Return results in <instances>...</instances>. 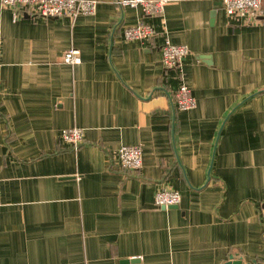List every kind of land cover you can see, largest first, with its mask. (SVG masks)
Returning a JSON list of instances; mask_svg holds the SVG:
<instances>
[{"label":"crops","instance_id":"0c3cea01","mask_svg":"<svg viewBox=\"0 0 264 264\" xmlns=\"http://www.w3.org/2000/svg\"><path fill=\"white\" fill-rule=\"evenodd\" d=\"M96 1L19 21L0 4V264H264V20L181 0L129 42L140 7ZM165 41L189 50V111L168 99ZM69 48L79 64L62 63ZM71 127L77 150L59 138ZM122 145L141 147L138 171L119 167ZM163 188L180 202L155 207Z\"/></svg>","mask_w":264,"mask_h":264},{"label":"built area","instance_id":"2783aa9c","mask_svg":"<svg viewBox=\"0 0 264 264\" xmlns=\"http://www.w3.org/2000/svg\"><path fill=\"white\" fill-rule=\"evenodd\" d=\"M181 0H116L115 5L120 11L125 8L140 7L143 18L135 26L125 27L123 35L125 41H149L156 35L154 29L144 22L146 18L159 16L170 3ZM263 0H221L220 7L231 21L241 26L257 25L264 20ZM2 8L13 12L14 21L19 19H58L92 16L95 14L98 2L96 0H0ZM2 37L0 32V53ZM162 52V68L165 71H175L178 86L171 90L168 99L179 111H189L196 107V102L190 89L184 84V74L180 65L188 56L189 50L185 45L172 44L165 41L160 47ZM1 61V55H0ZM81 61V54L75 48L67 49L62 56V63L77 65ZM60 140L73 150H77L84 142V130L71 127L61 130ZM116 161L120 168L138 171L142 165V150L138 146L122 145L116 152ZM180 202V194L176 190L160 189L154 197L155 207H172Z\"/></svg>","mask_w":264,"mask_h":264},{"label":"water","instance_id":"95a60500","mask_svg":"<svg viewBox=\"0 0 264 264\" xmlns=\"http://www.w3.org/2000/svg\"><path fill=\"white\" fill-rule=\"evenodd\" d=\"M226 264H242L241 260H233L232 257H230V260Z\"/></svg>","mask_w":264,"mask_h":264}]
</instances>
